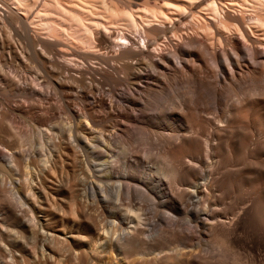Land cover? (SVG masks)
Segmentation results:
<instances>
[{
    "label": "bare ground",
    "instance_id": "obj_1",
    "mask_svg": "<svg viewBox=\"0 0 264 264\" xmlns=\"http://www.w3.org/2000/svg\"><path fill=\"white\" fill-rule=\"evenodd\" d=\"M0 264H264V0H0Z\"/></svg>",
    "mask_w": 264,
    "mask_h": 264
},
{
    "label": "rangeland",
    "instance_id": "obj_2",
    "mask_svg": "<svg viewBox=\"0 0 264 264\" xmlns=\"http://www.w3.org/2000/svg\"><path fill=\"white\" fill-rule=\"evenodd\" d=\"M16 8V6L14 7V9ZM35 9V8H34ZM20 12V11H19ZM21 13V12H20ZM21 14H25L24 12H22ZM139 200V199H138Z\"/></svg>",
    "mask_w": 264,
    "mask_h": 264
}]
</instances>
